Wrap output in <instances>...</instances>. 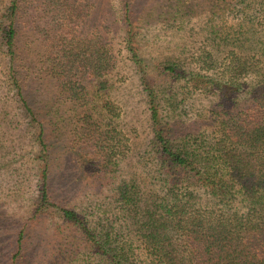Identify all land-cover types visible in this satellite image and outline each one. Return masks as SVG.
<instances>
[{"label":"trees","instance_id":"trees-1","mask_svg":"<svg viewBox=\"0 0 264 264\" xmlns=\"http://www.w3.org/2000/svg\"><path fill=\"white\" fill-rule=\"evenodd\" d=\"M216 2L222 9L229 5ZM29 3L0 0V87L13 106L0 112V126L22 116L37 149L34 212L54 210L81 230L83 264H264V1L238 7L242 15L231 36L222 25H211L207 42L190 63L169 59L156 66L159 79L170 78L181 83L177 88L215 99L185 122L161 113L158 89L134 46L132 0H119L122 44L148 109L151 168L146 177L132 173L113 184L103 208L96 206L104 216L95 225L53 200L43 114L30 102V68L18 43L26 31L38 30L43 16L38 7L28 12ZM62 51L63 60L77 54L72 48ZM82 53L76 86L69 77L73 65L66 67L69 59L46 71L56 80L58 97L71 104L85 140L97 143L98 172L108 174L119 168L129 148L116 126L120 107L110 100L112 56L98 36L83 38ZM24 236L21 226L11 264L20 262Z\"/></svg>","mask_w":264,"mask_h":264},{"label":"rangeland","instance_id":"rangeland-1","mask_svg":"<svg viewBox=\"0 0 264 264\" xmlns=\"http://www.w3.org/2000/svg\"><path fill=\"white\" fill-rule=\"evenodd\" d=\"M55 1L30 0V6H26L28 12L34 6L43 14L37 21L38 30L26 31L28 36L18 42L22 48L23 64L30 68L26 90L30 102L43 114L53 200L74 209L82 220L87 218L95 225L104 216L96 206L101 204L103 208L113 184L132 173L146 177L151 168L148 160L151 137L148 109L130 55L122 44L124 27L119 0ZM227 1L229 5L222 9L216 0H132L134 46L147 64V72L158 89L162 114H172L174 118L180 117L187 122L215 103L211 96L177 88L180 82L166 77L159 79L155 69L160 62L169 59L190 63L194 59L191 56L196 55L200 46L207 42L211 25H222V29L231 32V36L242 15L238 7L260 0ZM87 4H90L89 9ZM24 27L30 28L25 24ZM94 36L106 42L112 56L110 100L120 107L116 126L124 133L129 147L119 168L108 174L98 172L95 166L100 160L97 143L85 140L82 126L76 117H72L71 104L58 97L56 80L50 77L52 73L46 71L63 65L69 58H60L62 49L68 51L72 48V52L77 54L70 58H76L74 63L69 59L66 67L73 65L69 77L75 80L72 85L76 86L77 75L83 72V38L91 40ZM33 66L34 73H31ZM56 69L59 72L60 68ZM6 100L0 87V112L12 110L10 100ZM36 155L37 149L28 139L22 116L10 118L6 124L2 122L0 264H11L16 233L21 226L25 228L24 251L18 264H83L85 237L81 230L64 222L54 210L34 212L31 204L37 195L39 179Z\"/></svg>","mask_w":264,"mask_h":264}]
</instances>
